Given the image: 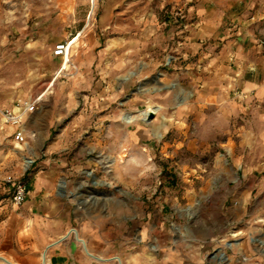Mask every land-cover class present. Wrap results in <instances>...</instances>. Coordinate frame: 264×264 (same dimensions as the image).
<instances>
[{
    "label": "rangeland",
    "instance_id": "obj_1",
    "mask_svg": "<svg viewBox=\"0 0 264 264\" xmlns=\"http://www.w3.org/2000/svg\"><path fill=\"white\" fill-rule=\"evenodd\" d=\"M248 2L0 0V106L41 98V111L54 116L44 144L34 133L43 118L24 119L26 145L16 144L15 128L0 117V198L11 206L0 212L3 232L12 230L6 222L15 206L13 183L25 184L40 155L74 159L83 179L77 193L85 198L131 193L125 215L131 239L119 230L117 213V236L104 261L80 244L84 264H119L116 258L186 264L194 252L206 263L222 262L211 251L233 228H243L240 236L263 249L264 106L207 73L212 59L223 56L226 42L216 40L221 28L204 41L196 36L203 25L199 8L226 18ZM62 42L72 46L67 71L52 52ZM219 66L218 74L229 62ZM148 107L159 109L153 120L124 123L125 115ZM68 125L76 130L67 132ZM83 209L85 218L99 212L90 202ZM235 210L239 217L230 219ZM20 237L9 239L0 257L42 264L47 250L30 244L29 231Z\"/></svg>",
    "mask_w": 264,
    "mask_h": 264
},
{
    "label": "crops",
    "instance_id": "obj_2",
    "mask_svg": "<svg viewBox=\"0 0 264 264\" xmlns=\"http://www.w3.org/2000/svg\"><path fill=\"white\" fill-rule=\"evenodd\" d=\"M242 10L237 15L225 18L222 14L210 12L206 6L199 8L203 25L196 36L204 41L215 36L214 32L221 28L216 40L226 42L223 56L212 59L207 73L217 76L220 81L229 82L238 90L243 100L264 106V0H249L248 3H244ZM54 59L62 63L61 59L55 57ZM225 61L229 62V68H224L218 74L219 63ZM41 107L38 105L27 118L34 113L32 119L43 118L42 127L34 133L38 134V141L44 144L45 134L54 116L50 111H41ZM0 109L8 108L3 109L0 106ZM13 128L14 135L17 128ZM64 130L74 132L76 127L68 125ZM55 148L51 147L50 152ZM73 160L69 161L67 158L54 160L48 156L40 158V155H35V171L29 173L25 179L28 189L25 201L21 208L12 205V214L6 222L7 226L12 228L11 234L3 232L2 226L0 227L2 230L0 248H3L9 239L12 242L21 241L20 236L29 231L32 237L30 244L43 252L47 250L48 264H84V253L80 248L82 243L76 235L86 242L90 253L94 255L98 253L97 256L100 257L107 255L109 246L117 236V213L119 230L124 231L123 237L131 239L132 229L125 220V215L131 211V193L124 190L123 195H114L112 198L107 196L85 198L77 193L80 188L78 183L83 179L81 174L76 173L79 168ZM100 180L109 181L107 176L100 177ZM62 183L65 184L64 189L60 186ZM60 188L64 190L62 195H59ZM89 202L99 212L94 217L85 218L83 208ZM0 207L1 213L11 208L10 204L1 198ZM239 215L240 212L231 211L230 219H237ZM235 223L233 220L231 224ZM245 232L243 228H233L230 232L228 230L224 232L227 239L222 238L220 244L211 251L214 254L220 252L222 262L206 263V256L194 252L189 255L186 264H264V241L260 242L263 249H259L252 243L253 240L248 242L240 236ZM228 236L237 237L233 240ZM86 254L88 255L87 252ZM141 255L147 257V252Z\"/></svg>",
    "mask_w": 264,
    "mask_h": 264
},
{
    "label": "built area",
    "instance_id": "obj_3",
    "mask_svg": "<svg viewBox=\"0 0 264 264\" xmlns=\"http://www.w3.org/2000/svg\"><path fill=\"white\" fill-rule=\"evenodd\" d=\"M71 44L69 42H62L55 46L53 51V57L62 60V70L67 71L70 66L71 59ZM67 66V67H66ZM42 102V99H33L31 101H18L16 106L12 109H0V117L4 120L5 124H9L16 127L14 132V140L17 145H26L29 141L28 134L25 129L21 126L24 119L33 113L36 107ZM9 182H15L11 177H8ZM14 185V195L12 201L15 206H20L25 201L27 195L26 185L23 183H13Z\"/></svg>",
    "mask_w": 264,
    "mask_h": 264
},
{
    "label": "bare ground",
    "instance_id": "obj_4",
    "mask_svg": "<svg viewBox=\"0 0 264 264\" xmlns=\"http://www.w3.org/2000/svg\"><path fill=\"white\" fill-rule=\"evenodd\" d=\"M93 4H94V0H93ZM126 80H127V78H126ZM158 110L159 109L157 107H148L146 110L141 111L139 113V116H134L132 114L125 115L123 117V121H124V123L126 125H130V124L134 123L138 118H141V119H145L146 120V117H147L148 113L153 112V113L156 114L158 112ZM24 163H25L26 166H28L30 164V161L25 158ZM60 186L62 188H65V184L64 183H62ZM76 236H77V239L83 244L84 250L88 253V255H90L92 258H94L97 261H104L101 257H96L92 253H90V251L88 250V247H87L85 241H83L82 239H80V237H79L78 234ZM116 260L119 262V264H122V262H121V260L119 258H116ZM0 261L3 264H18V263H15V262H13V261L5 258V257H0ZM42 261H43L42 264H47L46 254H43L42 255Z\"/></svg>",
    "mask_w": 264,
    "mask_h": 264
},
{
    "label": "water",
    "instance_id": "obj_5",
    "mask_svg": "<svg viewBox=\"0 0 264 264\" xmlns=\"http://www.w3.org/2000/svg\"><path fill=\"white\" fill-rule=\"evenodd\" d=\"M155 117V114L153 112L148 113L147 117H146V121L149 122L151 120H153Z\"/></svg>",
    "mask_w": 264,
    "mask_h": 264
}]
</instances>
